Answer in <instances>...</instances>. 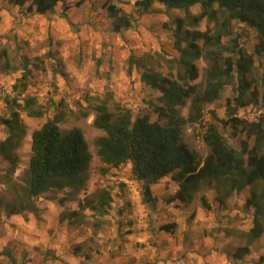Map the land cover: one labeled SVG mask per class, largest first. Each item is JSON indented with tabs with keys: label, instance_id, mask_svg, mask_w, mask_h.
Wrapping results in <instances>:
<instances>
[{
	"label": "rangeland",
	"instance_id": "obj_1",
	"mask_svg": "<svg viewBox=\"0 0 264 264\" xmlns=\"http://www.w3.org/2000/svg\"><path fill=\"white\" fill-rule=\"evenodd\" d=\"M69 1L68 20L61 17V4L48 15H37L28 14L27 6L19 8L0 0L3 6L0 19V118L11 117L10 101L18 96L13 85L22 76L26 61H29L31 72L25 94L35 96L44 110L42 117H30L26 111L19 110L26 133L12 152L15 161L11 163L0 158V264H157L161 242L155 236L156 229L172 223L163 215L169 217L172 207L180 209L182 204L174 202L157 209L155 200L145 202L144 187L132 181L134 176L127 163L102 173L101 169L106 166L97 156L96 139L104 131L93 124V106L105 101L112 111L117 105H124L132 110L134 117L148 112L153 120L158 118L154 107L161 104L158 100L161 93L141 82L138 69L134 68L128 75L127 60L130 54H134L144 65L140 70L151 69L177 78L176 59L180 53L176 44L175 20L184 17L185 12L155 3L152 11L140 15L131 0ZM110 5L131 16L130 29L113 30L115 19L109 15ZM191 10L198 13L200 6ZM142 24L144 28L140 27ZM212 26L203 20L198 26L189 28L205 31ZM234 31L241 46L252 52L257 31L239 21L234 22ZM185 45L182 42V46ZM3 51L10 59L9 70L5 68L7 57ZM53 52L63 63L64 76L55 72L59 66L51 56ZM194 62L199 66L200 74L191 83L203 88L208 63L202 57ZM263 77L264 59L256 57L255 78L260 88ZM236 87L237 80L225 88L220 99L205 104L201 120L183 127V140L201 159L208 154V147L202 139L204 126L213 120V111L217 118L229 119L227 101H234ZM189 108L190 100L181 109L185 117ZM61 112L64 114L59 123L62 132L80 127L93 153L86 189L74 196L68 194V189L48 191L37 199L36 212L7 217L3 199L11 198L18 189L14 186L23 183L32 154V132ZM262 114V104L243 106L237 112L238 117L249 121L257 120ZM217 123L233 145L239 146L246 139L242 126L234 128L220 121ZM7 135V127L0 124V139ZM250 141L253 144L254 139ZM103 190L109 191L113 197L107 214L101 216L90 209L79 210V200L94 198ZM202 195H208L211 207L215 205L217 192L205 188L193 199L192 209L205 208L200 200ZM59 199H66L65 203L61 204ZM167 199L168 196L165 201ZM72 210H78L74 218L60 221L64 211ZM137 223L146 224L153 234L142 243L125 238ZM259 250L257 248L255 252Z\"/></svg>",
	"mask_w": 264,
	"mask_h": 264
},
{
	"label": "trees",
	"instance_id": "obj_2",
	"mask_svg": "<svg viewBox=\"0 0 264 264\" xmlns=\"http://www.w3.org/2000/svg\"><path fill=\"white\" fill-rule=\"evenodd\" d=\"M12 6H27L28 14L48 15L61 4V17L69 20L67 9L69 0H4ZM155 3L168 9L185 12L184 17L176 18V44L180 53L177 78L155 73L144 67L134 54L128 57L127 74L134 68L140 72V80L150 88L158 90L161 102L155 105L158 118L152 119L150 113L134 117L131 109L117 105L112 111L107 102H98L93 106L95 116L93 124L104 131L96 139V153L105 164L102 173L111 168L120 167L131 162L132 174L138 181H143L144 201H154L150 186L166 176H171L179 186L168 202L179 200L190 203L196 193L202 189H214L216 200L225 206L234 194H239L246 186L250 194L245 200V207L253 209L252 227L245 234L247 244L237 247L231 254L234 259L242 260L251 253L250 245L264 234V114L257 120L249 121L238 117L240 107L262 104L264 108V77L261 88L255 78L256 57L264 59V0H136L134 5L140 15L152 11ZM199 4L200 11L192 12V7ZM3 6L0 4V19ZM109 15L114 18L113 30L121 32L132 27V18L114 5L109 7ZM206 20L207 30L190 29ZM247 24L257 31V41L252 52L241 46L239 37L235 36L234 22ZM202 42L200 44L199 42ZM182 42L186 45L182 46ZM7 57L5 68L10 69ZM56 65L55 72L63 76V63L53 52ZM204 58L208 66L204 75L203 88L191 81L199 77V66L194 60ZM23 73L13 87L18 96L11 99V117L0 118V124L8 129L5 139H0V158L14 163L12 152L26 133L19 110L27 112L30 117H42L44 110L35 96L25 94L30 76L29 61L23 63ZM237 80L236 97L228 99V120L219 119L211 112L213 120L206 123L202 135L208 147V154L201 159L197 152L191 150L183 140V127L187 123L197 122L203 117L204 106L221 98L228 85ZM23 101V103L20 102ZM190 100L189 114L185 117L181 109ZM86 114V113H85ZM63 113L48 118L41 127L32 132L31 157L25 171L23 183L14 187L18 189L9 199H3L7 217L36 212L37 199L51 190L68 189L71 196L86 189L89 170L93 160L90 145L80 127H73L63 133L59 123ZM242 126L246 139L235 146L224 135L217 123ZM254 139L253 144L251 139ZM66 199H59L61 204ZM202 205L209 209L211 205L205 195ZM113 201L107 190L92 197L79 200V210L90 209L99 215L108 213ZM78 210L64 211L60 221L71 220ZM177 224L167 223L160 230L172 232ZM10 254V253H8ZM264 263V254L255 261ZM143 264H155L147 262Z\"/></svg>",
	"mask_w": 264,
	"mask_h": 264
},
{
	"label": "crops",
	"instance_id": "obj_3",
	"mask_svg": "<svg viewBox=\"0 0 264 264\" xmlns=\"http://www.w3.org/2000/svg\"><path fill=\"white\" fill-rule=\"evenodd\" d=\"M135 1L131 0L133 4ZM140 27L144 28L145 25L142 24ZM127 165L131 170V162ZM132 181L142 186L144 184L143 181L135 178ZM178 188L177 182L170 175L150 186L151 196L155 200L157 209L170 206L174 202L182 204L180 209L172 207L173 211L169 217L167 214L163 215L165 219L169 218L170 222L177 224L172 232H165L158 227L156 229L155 236L159 237L161 242L157 264H257L255 261L264 254V234L250 245L251 253L242 260L234 259L231 255L237 247L247 244L245 234L252 227L253 209L244 205L250 194L249 186L239 194L231 196L227 205L221 206L216 200L215 205L209 209L201 206L192 209L191 204L197 197L189 204L179 200L165 201V198L174 195ZM236 203L238 205H235ZM145 226L146 224L143 223L134 224L125 234V238L135 243H142L153 235ZM257 248L260 249L259 252H255Z\"/></svg>",
	"mask_w": 264,
	"mask_h": 264
},
{
	"label": "built area",
	"instance_id": "obj_4",
	"mask_svg": "<svg viewBox=\"0 0 264 264\" xmlns=\"http://www.w3.org/2000/svg\"><path fill=\"white\" fill-rule=\"evenodd\" d=\"M246 118V117H245ZM247 119V118H246Z\"/></svg>",
	"mask_w": 264,
	"mask_h": 264
}]
</instances>
